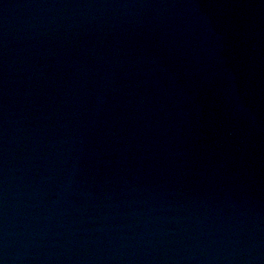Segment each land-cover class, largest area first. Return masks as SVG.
Wrapping results in <instances>:
<instances>
[{"label":"water","instance_id":"95a60500","mask_svg":"<svg viewBox=\"0 0 264 264\" xmlns=\"http://www.w3.org/2000/svg\"><path fill=\"white\" fill-rule=\"evenodd\" d=\"M0 264H264V0H0Z\"/></svg>","mask_w":264,"mask_h":264}]
</instances>
